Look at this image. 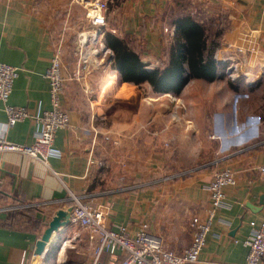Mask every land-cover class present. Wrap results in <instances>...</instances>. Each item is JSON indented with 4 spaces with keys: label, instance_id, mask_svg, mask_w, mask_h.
Listing matches in <instances>:
<instances>
[{
    "label": "crops",
    "instance_id": "obj_1",
    "mask_svg": "<svg viewBox=\"0 0 264 264\" xmlns=\"http://www.w3.org/2000/svg\"><path fill=\"white\" fill-rule=\"evenodd\" d=\"M113 1L114 13L121 10L119 24L102 30L128 41L149 69L167 62L175 34L169 25L178 13L196 16L198 7L209 22L222 17L224 27L210 37H222L216 40L215 59L223 77L203 82L226 85L229 95L212 89L210 114L203 112L202 124L187 116L186 131L179 133L172 121H164L171 110L163 109V100L178 101L185 94L122 82L110 57L85 78H72L78 27L87 22L77 3L0 0V62L20 69L8 101L0 100V132L6 130V139L16 144L34 142L40 119L52 107L45 75L57 47L63 50L66 78L61 102L70 115L69 126L54 138L60 155L48 164L23 152L1 155L0 264H33L35 243L58 210L71 208L70 193L88 194L95 206L106 207L110 228L127 225L133 234L146 223L168 249L182 253L195 235L194 220L209 217L207 187L214 173L227 168L235 182L223 189L225 205L212 218L199 260L246 264L245 240L264 219V180L258 170L264 165V0ZM73 38L74 56L67 57ZM195 81L202 80L192 79L185 87ZM141 87L148 94L142 95ZM147 96L156 102L149 109ZM137 101L136 116L131 106ZM6 105L25 107L29 115L6 129ZM143 118L151 129L144 130ZM186 139L183 148L176 143ZM72 230L80 229L71 223L55 233L36 264H61ZM114 260L105 255L101 264Z\"/></svg>",
    "mask_w": 264,
    "mask_h": 264
},
{
    "label": "built area",
    "instance_id": "obj_2",
    "mask_svg": "<svg viewBox=\"0 0 264 264\" xmlns=\"http://www.w3.org/2000/svg\"><path fill=\"white\" fill-rule=\"evenodd\" d=\"M85 10V17L91 29L79 33L77 43V68L72 78H85L91 71L98 68L102 61L112 56V51L104 43L107 25L108 0H71ZM63 50L57 47L45 77L50 85L52 107L40 119L41 130L36 133L34 142L20 145L10 142L5 137L6 130L0 132V159L5 152H23L31 157L48 164L51 157L60 153L53 147L55 134L58 129L70 124L69 112L63 107L61 96L65 90L66 78L63 75ZM18 67L0 62V100L8 101L13 85L19 76ZM234 76L233 69L227 70ZM176 100L175 97H173ZM6 129L24 120L29 111L25 107L6 105ZM110 137L107 135L106 140ZM118 145V141L115 142ZM264 180V165L258 168ZM235 182L234 172L227 168L217 170L208 185L211 209L205 221L194 220L196 232L190 247L182 253L168 249L162 238L149 229L148 224L141 223L132 234L127 225L110 228L107 225L108 209L95 206L88 194L70 193L71 222L81 227L88 235L89 245L94 252V263L101 264L105 255L114 257L113 264H200L199 255L207 245L211 231V221L215 212L225 205L223 189ZM254 226V223H252ZM248 247L246 264H264V219L245 240ZM25 261H23V264Z\"/></svg>",
    "mask_w": 264,
    "mask_h": 264
},
{
    "label": "trees",
    "instance_id": "obj_3",
    "mask_svg": "<svg viewBox=\"0 0 264 264\" xmlns=\"http://www.w3.org/2000/svg\"><path fill=\"white\" fill-rule=\"evenodd\" d=\"M174 37L168 60L162 67L148 68L132 45L112 32H105L104 41L112 51V68L122 82L137 85L148 83L157 93L179 95L192 79L213 82L223 77L215 59L218 37H210L208 26L187 11L172 18Z\"/></svg>",
    "mask_w": 264,
    "mask_h": 264
},
{
    "label": "rangeland",
    "instance_id": "obj_4",
    "mask_svg": "<svg viewBox=\"0 0 264 264\" xmlns=\"http://www.w3.org/2000/svg\"><path fill=\"white\" fill-rule=\"evenodd\" d=\"M118 1H121V0H118ZM108 3H109L108 11H107L108 23L106 27L113 28V27H116L117 23L119 24V21H116V20H118L117 19L118 16L121 15V10H118L119 12L115 14L114 6H117L116 5L117 2H114L113 0H108ZM78 6L80 7V9H83V11H85L82 6L80 5ZM194 14L197 16V18H199L200 21H202L208 27H210L209 29H207L209 35L215 34L217 30H220L221 27H224L222 25L223 22L221 21L222 17H217L211 20V22H209V18L204 17L202 10L198 7L194 8ZM210 25H212V27ZM169 27L171 28L172 25H169ZM78 29L79 31L77 32V37H76V50H77L79 33L83 30H89L91 29V27L87 22H83L82 24H80ZM221 38L222 37H220L219 39ZM66 49L68 51L67 57L74 56V38H73V44H71L70 47L69 46L66 47ZM149 66L150 65H148V67ZM212 89H215V90L219 89L218 91H220L221 94H224V97H227L229 95V91L226 90V85L219 86V85L209 84V83L203 82L202 80V81L192 82L189 87H184L181 93L185 95L182 97H179L180 99L178 101L173 100L172 98L168 99L167 97H165L163 100L164 101L163 109L171 110V112L169 113V117L164 118V121H172L173 126L176 127V130L179 133L186 131V128H187L186 125H188L187 116L189 117L194 116L196 123L198 124V122H200V124H202L203 117L201 116L203 112L204 113L207 112V114H210L209 112L212 111V105H211L212 101L210 100ZM221 89H223V91ZM140 91L142 92V95H144V94H148L149 89L147 90L145 87H141ZM189 95H193L194 96L193 98L195 100L193 101L192 97ZM147 97L145 98L147 99L149 103L144 102V105L147 107V109H149L150 107H152V104H156V102L154 99L152 100L149 97L148 98ZM139 102L140 101L132 102V106H131L133 108L132 113L135 114L136 116H137V112L135 110L139 108ZM133 114L131 115V120L134 121L136 120V117ZM143 119L146 121L148 118L147 119L143 118ZM145 121L143 123L147 125H143L144 130H147V126H149L151 129V125L149 122L150 120L148 119L149 123ZM176 130L174 129V131ZM167 141H169V143L172 142L171 140H167ZM187 141L188 139H186L184 142H176V143H179L180 145L179 147L183 148L185 147V145H187ZM79 229H80L79 231L75 230V232L72 230L73 231L72 234L69 237H67V239H65V240H68L69 248L61 264H68V262L70 261L69 259L73 261L71 262V264L72 263L73 264H93L94 263L95 257H94V252L92 250V247L90 248V246H87L89 244L88 235L85 233V231L81 229V227H79ZM100 261L102 262V260Z\"/></svg>",
    "mask_w": 264,
    "mask_h": 264
},
{
    "label": "water",
    "instance_id": "obj_5",
    "mask_svg": "<svg viewBox=\"0 0 264 264\" xmlns=\"http://www.w3.org/2000/svg\"><path fill=\"white\" fill-rule=\"evenodd\" d=\"M112 60V56L110 57ZM71 211L72 209L69 208L68 210L60 209L58 210L52 219L47 223V227L44 230L41 238L37 240L33 247V253L35 254L36 258L33 261V264H36L38 259L41 255L45 252L46 247L50 244L51 238L55 233H58L64 228L71 224Z\"/></svg>",
    "mask_w": 264,
    "mask_h": 264
},
{
    "label": "bare ground",
    "instance_id": "obj_6",
    "mask_svg": "<svg viewBox=\"0 0 264 264\" xmlns=\"http://www.w3.org/2000/svg\"><path fill=\"white\" fill-rule=\"evenodd\" d=\"M64 245H67V242L66 241L64 242Z\"/></svg>",
    "mask_w": 264,
    "mask_h": 264
}]
</instances>
